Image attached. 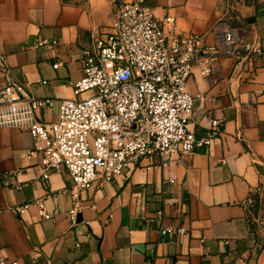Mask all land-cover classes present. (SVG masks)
I'll use <instances>...</instances> for the list:
<instances>
[{
  "label": "crops",
  "instance_id": "obj_1",
  "mask_svg": "<svg viewBox=\"0 0 264 264\" xmlns=\"http://www.w3.org/2000/svg\"><path fill=\"white\" fill-rule=\"evenodd\" d=\"M144 5L166 31L164 20L172 18L176 33L199 35L205 47L225 54L210 77L195 70L187 83L194 96L190 130L200 138L213 120L221 122L212 146L168 168L147 159L132 164L125 178L82 194L72 226L67 169L45 172L42 153L30 155L38 143L28 132L0 129V264H264L255 192L264 185V0ZM114 10V0H0V89L8 75L30 96L55 99L37 115L57 121L59 101L88 95H76L73 87L83 77V51L109 31ZM231 30L238 42L229 48ZM246 44L260 52L250 59L228 54H243ZM169 178L175 183L164 184ZM39 199L50 220L40 216Z\"/></svg>",
  "mask_w": 264,
  "mask_h": 264
},
{
  "label": "built area",
  "instance_id": "obj_2",
  "mask_svg": "<svg viewBox=\"0 0 264 264\" xmlns=\"http://www.w3.org/2000/svg\"><path fill=\"white\" fill-rule=\"evenodd\" d=\"M114 3L109 31L95 38L92 49L83 51V77L73 85L76 95H88L59 101L57 121L45 122L37 115L38 110L53 108L55 99L30 96L8 75L0 89V129L28 132L38 143L30 155L42 153L45 172L62 167L69 172L72 226L78 223L84 192L125 178L130 166L144 159L163 168L182 163L196 150L212 146L221 123L213 120L207 135L200 138L190 130L194 96L187 83L195 70L210 77L213 64L225 54L217 47H205L199 35L176 33L172 18L164 20L166 31L145 0ZM225 42L229 48L238 42L235 31L226 34ZM39 45L57 46L58 42L41 40ZM259 52L246 44L243 54L234 50L228 54L250 59ZM0 61L4 62L2 57ZM174 183V178L164 181ZM255 192L264 212V185ZM35 204L42 219L50 220L44 199ZM257 254L254 249L252 256ZM243 263L238 259L230 264Z\"/></svg>",
  "mask_w": 264,
  "mask_h": 264
},
{
  "label": "rangeland",
  "instance_id": "obj_3",
  "mask_svg": "<svg viewBox=\"0 0 264 264\" xmlns=\"http://www.w3.org/2000/svg\"><path fill=\"white\" fill-rule=\"evenodd\" d=\"M261 219H264L263 206H262V210H261V216H260V218H259V221H260Z\"/></svg>",
  "mask_w": 264,
  "mask_h": 264
}]
</instances>
